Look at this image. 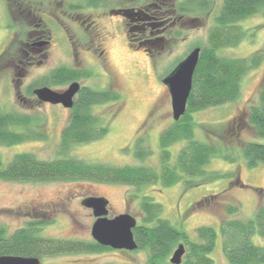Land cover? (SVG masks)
Masks as SVG:
<instances>
[{"label": "rangeland", "instance_id": "rangeland-1", "mask_svg": "<svg viewBox=\"0 0 264 264\" xmlns=\"http://www.w3.org/2000/svg\"><path fill=\"white\" fill-rule=\"evenodd\" d=\"M224 2L0 0V114L37 117L41 126L35 122L30 133L41 131L45 135L44 140L0 146V156L5 164L11 163L19 154H33L45 162L65 158L94 165L142 166L161 174V135L176 123L171 96L163 80L194 49L209 45L210 34L216 28ZM26 3L29 8L24 5ZM153 3H160L163 10L149 6ZM204 3L207 9L202 10L200 6ZM146 8L155 14L163 11L167 24L161 33L154 30L152 38L163 39L159 46L137 50L138 45L130 46L126 37L124 19L115 16L113 11L124 9L135 15L146 13ZM236 25L244 33L243 40L239 46L222 49L218 54L233 59L261 55L264 61V8ZM36 34L44 39L33 42ZM30 36L35 37L29 40ZM29 41L33 45L52 43V46L44 52L45 57L34 56L33 64L28 65V62L24 63L22 49ZM62 68L88 73V77L78 81L84 88L112 91L121 96L116 103L93 106L91 110L104 124L110 125L108 134L91 143L72 145L66 152L62 150V136L73 109L40 103L33 94L35 89L43 87L66 91L74 82L55 84L46 80ZM22 69H25L23 76L19 73ZM263 88L264 62L245 75L237 102L193 115L197 125L194 139L229 150L230 156L237 159L230 163L215 158L205 168L208 173L225 177L208 183L187 178L192 184H199L192 188L183 182L171 187L158 182L138 188L90 180L45 183L0 180V228L6 230L7 236H12L29 225L40 224L37 227L40 238L92 244L95 242L92 228L96 218L82 201L92 196L104 197L110 201L113 215L128 212L138 218L140 225L148 228L156 227L159 220H167L187 233L188 241L198 242L197 233L202 227L215 228L219 236L210 257L215 264H227L220 224L230 220H254L258 209L264 207V164L250 168L240 148L246 143L264 144V139L258 138L249 126L247 114L249 108L258 103ZM139 138L151 150V156L143 162L136 157ZM184 145L186 142H179L170 149V165L177 163ZM146 199L161 207L158 216L150 218L152 221H148L149 217L141 208ZM199 201L206 203L198 206ZM229 205L238 208L235 215H228ZM182 244L188 248L187 244ZM148 251L107 248L94 253H65L40 259L42 264H149ZM171 255L167 264H170Z\"/></svg>", "mask_w": 264, "mask_h": 264}, {"label": "trees", "instance_id": "trees-1", "mask_svg": "<svg viewBox=\"0 0 264 264\" xmlns=\"http://www.w3.org/2000/svg\"><path fill=\"white\" fill-rule=\"evenodd\" d=\"M36 1L40 0H28ZM24 5L28 6L27 8L30 6L29 3ZM200 7L202 10L207 9L206 3ZM262 8L264 0H225L217 17L216 28L210 34L209 45L201 47L200 62L194 76L187 112L179 122L161 135V174L142 166L94 165L65 158L45 162L33 154H19L8 164H5L0 156V180L22 183L90 180L138 188L158 182L163 183L165 187H171L183 182L192 188L199 184H192L187 178H197L208 183L225 177L219 173H208L205 168L215 158H223L230 163L236 162L237 159L230 156L229 150L195 140L197 125L193 121V115L237 102L241 96L245 75L264 62L261 55L249 59H233L218 54L222 49L239 46L244 33L236 24L253 16ZM88 76V73L62 68L53 72L46 80L64 84L78 82ZM120 99L121 96L112 91L82 89L75 101L70 123L62 136V150L66 152L72 145L91 143L106 136L110 125L104 124L91 110L93 106L116 103ZM247 114L249 126L254 129L258 138L264 139V88L258 103L251 106ZM35 122L41 126L37 117L18 113L0 114V146L12 147L33 139L44 140L45 135L41 131L38 134L30 133V127ZM144 142L141 138L136 142V157L141 162L151 156V150L144 146ZM179 142H186V145L180 151L177 163L170 165V149ZM240 148L250 168L264 164V144L246 143L240 145ZM143 210L149 217L148 221H152L150 218L158 216L161 207L153 200L146 199L143 201ZM237 210L236 206L229 205L227 213L235 215ZM39 225H29L12 236H7L6 230L0 228V257L42 258L65 253H94L107 250L100 245L65 243L40 238L37 228ZM197 234L198 242L188 241L189 235L178 230L167 220H159L154 228L144 226L135 231L139 248L149 250V264H167L175 247L182 242L188 246L183 264H215L210 256L216 248L218 231L212 227H202ZM220 235L227 264H264V207L258 209L254 220H230L220 224Z\"/></svg>", "mask_w": 264, "mask_h": 264}, {"label": "water", "instance_id": "water-1", "mask_svg": "<svg viewBox=\"0 0 264 264\" xmlns=\"http://www.w3.org/2000/svg\"><path fill=\"white\" fill-rule=\"evenodd\" d=\"M116 15H122L131 19L132 11H118ZM201 48L194 49L164 80L163 83L169 90L172 100L173 118L179 122L187 112L188 101L191 96L194 76L198 68ZM81 91V84L72 83L64 92L54 91L48 87L38 88L34 95L41 103L53 106L62 105L67 110L74 109L75 100ZM82 205L93 210L97 219L93 228V239L102 247L114 250L136 251L138 243L133 231L137 228V220L129 214H124L109 219V201L103 197H90L83 201ZM186 254L185 246L179 245L170 259L171 264H182ZM0 264H42V260L36 257L1 256Z\"/></svg>", "mask_w": 264, "mask_h": 264}, {"label": "flooded vegetation", "instance_id": "flooded-vegetation-1", "mask_svg": "<svg viewBox=\"0 0 264 264\" xmlns=\"http://www.w3.org/2000/svg\"><path fill=\"white\" fill-rule=\"evenodd\" d=\"M156 1H154V3H155ZM154 3L153 4H151V5H149V6H151L153 9L155 8V9H157V10H163V7L161 8V6H160V3H156L155 5H154ZM161 5L163 6V4L161 3ZM118 11H129V10H124V9H122V10H117V11H113V13H114V15L115 16H119V17H122L123 19H124V22L126 23V26H125V28H127V31H126V37H127V39H129V44H130V46H134V45H138V47H135V49H137V50H142V49H140L141 47H144V48H148V47H157V46H159L161 43H162V41H163V39H158V38H155V39H153L152 38V36H153V34H154V30H156V32L158 31L159 33H161V32H163L164 30L162 29V28H164L165 26H166V24H167V20L165 19V13L163 12V11H161V12H163V13H161V12H157V13H160V14H155V13H153V12H151V10L150 9H148V8H146V13H144V12H140V14L138 13V14H135L134 15V13H133V16H132V18L131 19H128V18H125L124 16H122V15H116V12H118ZM111 15H112V13H111ZM134 24H136L135 26H134ZM148 33L150 34V35H148ZM130 34V35H129ZM145 35V34H147L144 38H142L140 35ZM35 36H30V39L29 40H31L32 38H34ZM36 37H39V38H36ZM36 37H35V39L33 40V42L34 41H37V40H41L43 37H40V35H37L36 34ZM135 38L134 40H133V38ZM139 37H141V38H139ZM44 39V38H43ZM133 41H134V43H133ZM52 46V43H50V44H48V43H43L42 45H40V46H38V44H34L33 45V43H31V41H29V43H27V44H24L23 45V49H22V53H23V58L24 59H26V62H24L25 64H27V62H28V65L29 64H33V60L35 59V57L34 56H38L39 55V57H45L46 56V53H44L47 49H49L50 47ZM25 69H22L21 70V72L19 71V73H20V75L21 76H23L25 73ZM84 87H82V85H81V90L83 89ZM36 90V89H35ZM34 90V91H35ZM34 91H33V94H34ZM78 97V96H77ZM77 99V98H76ZM76 101V100H75ZM40 102V101H39ZM41 103V102H40ZM92 197H97V196H92ZM88 198H90V197H88ZM104 198V197H103ZM87 199V198H86ZM85 200V199H84ZM83 200V201H84ZM108 200V199H107ZM83 201H82V203H83ZM109 201V200H108ZM205 201H207V200H205ZM201 202V203H200ZM204 203H206V202H204V201H199L198 203H196V204H198V206H200V205H202V204H204ZM142 206H141V208H143V201H142ZM89 210H91V209H89ZM108 210H109V215H108V218L109 219H115L116 217H118V216H120V215H124V214H129V215H131L130 213H128V212H123V213H120V214H118V215H113L112 213H111V204H110V201H109V207H108ZM92 211V216L95 218V216H94V214H93V210H91ZM146 214V213H145ZM132 217H134L133 215H131ZM148 217V216H147ZM136 220H137V228L136 229H138V228H141V227H144L145 225H140L139 224V222H138V218H136V217H134ZM97 220V219H96ZM95 224V223H94ZM94 226V225H93ZM136 229L133 231V233H134V236H135V231H136ZM135 240H136V237H135ZM136 242H137V240H136ZM138 243V242H137ZM86 244H89V243H86ZM89 245H99L96 241L95 242H93L92 244H89ZM179 245H182V243H180ZM178 245V246H179ZM185 246V245H184ZM178 247H176V249H177ZM185 248H186V246H185ZM138 249L139 250H143V249H140L139 248V244H138ZM137 249V250H138ZM176 249H174V251L172 252V255L174 254V252L176 251ZM172 255H171V257H172ZM186 256H187V248H186V254H185V256L183 257V262L185 261V258H186ZM171 257H170V259H171ZM170 259H169V263H170ZM183 262H182V264H183ZM171 264V263H170Z\"/></svg>", "mask_w": 264, "mask_h": 264}]
</instances>
